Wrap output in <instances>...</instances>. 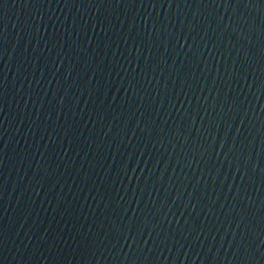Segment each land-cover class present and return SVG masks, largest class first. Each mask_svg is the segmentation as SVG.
<instances>
[{
	"label": "water",
	"instance_id": "obj_1",
	"mask_svg": "<svg viewBox=\"0 0 264 264\" xmlns=\"http://www.w3.org/2000/svg\"><path fill=\"white\" fill-rule=\"evenodd\" d=\"M0 264H264V0H0Z\"/></svg>",
	"mask_w": 264,
	"mask_h": 264
}]
</instances>
